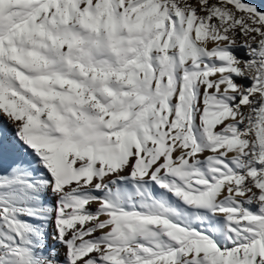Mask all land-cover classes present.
I'll use <instances>...</instances> for the list:
<instances>
[{"label":"snow or ice","instance_id":"1","mask_svg":"<svg viewBox=\"0 0 264 264\" xmlns=\"http://www.w3.org/2000/svg\"><path fill=\"white\" fill-rule=\"evenodd\" d=\"M0 264H264V0H0Z\"/></svg>","mask_w":264,"mask_h":264}]
</instances>
